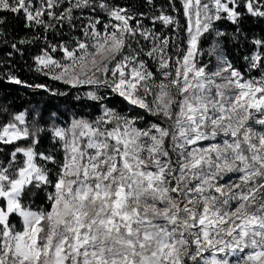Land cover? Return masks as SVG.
Returning <instances> with one entry per match:
<instances>
[{
    "label": "snow or ice",
    "instance_id": "1",
    "mask_svg": "<svg viewBox=\"0 0 264 264\" xmlns=\"http://www.w3.org/2000/svg\"><path fill=\"white\" fill-rule=\"evenodd\" d=\"M249 22L264 0H0V81L91 109L0 99V264H264Z\"/></svg>",
    "mask_w": 264,
    "mask_h": 264
},
{
    "label": "trees",
    "instance_id": "2",
    "mask_svg": "<svg viewBox=\"0 0 264 264\" xmlns=\"http://www.w3.org/2000/svg\"><path fill=\"white\" fill-rule=\"evenodd\" d=\"M14 27L22 28V25H16L15 21L12 22ZM227 27V26H225ZM249 31L259 34L262 29H264V24H257L254 22H249L246 25ZM208 41L205 43L207 45ZM227 51L230 56L235 55V51L231 46H226ZM19 62L17 67L19 68L18 75L25 80H32L33 74L30 73L24 61L16 57ZM59 86V85H57ZM75 93H73V96ZM0 99H6V101L12 104L16 108L32 107L39 110L41 113V119L45 120L48 116L56 112L61 115V119L66 118L71 114L72 110L77 111H91V109H83L77 101H74L71 97H52L45 94L43 91L25 89L21 86L7 83L6 81H0ZM113 106L119 107V99H114L110 101ZM68 110V111H66ZM39 197H37V203H39Z\"/></svg>",
    "mask_w": 264,
    "mask_h": 264
},
{
    "label": "rangeland",
    "instance_id": "3",
    "mask_svg": "<svg viewBox=\"0 0 264 264\" xmlns=\"http://www.w3.org/2000/svg\"><path fill=\"white\" fill-rule=\"evenodd\" d=\"M206 42H207V41H206ZM206 42H205V43H206ZM205 46H207V45H205ZM206 59H207V57H206Z\"/></svg>",
    "mask_w": 264,
    "mask_h": 264
}]
</instances>
